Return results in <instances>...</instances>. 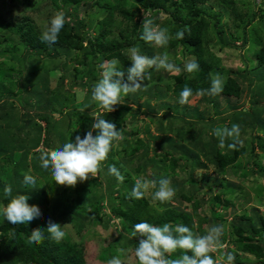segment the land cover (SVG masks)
I'll list each match as a JSON object with an SVG mask.
<instances>
[{"label": "rangeland", "instance_id": "obj_1", "mask_svg": "<svg viewBox=\"0 0 264 264\" xmlns=\"http://www.w3.org/2000/svg\"><path fill=\"white\" fill-rule=\"evenodd\" d=\"M95 1L86 0L77 10H69L68 17L83 31H87V28L90 27L89 25L82 26L80 23L82 18L86 17L88 22L90 20L94 22L103 16V9L96 5ZM234 1L236 3L234 11L223 0H204V4H206L208 14L220 16L219 24L224 29V35L233 43L232 45H222L220 42H216L219 38L215 30L212 31L209 38L212 44L217 43L215 47H212V51H216L219 57L216 66V69L221 70L219 75L223 79L227 74L230 75L240 87L237 97H227L221 93L210 95L207 93L208 89H204L205 95L197 96L195 93L189 98V103L181 105L178 103L179 98L174 96L172 89L168 88L175 82V75L163 69L157 71L153 68L152 78L148 79L146 78L148 75H145L141 90L122 96L121 100L128 101L131 106V110L123 120V140L118 144L114 142L108 158L101 164V171L97 177L82 183L78 182L75 187H68L65 193H62L64 186L56 185L54 181H51V170L45 171L40 167L39 156L41 153L39 151L55 150L52 146L41 143L39 147L25 151V148L17 149L20 143L13 141L14 139L12 142H9V139L3 140L2 147H0V205H6L9 202H5L7 198L3 194V189L6 185H10L13 196L27 195L29 205H36L45 211L44 215L39 219H34V222H41L46 227L49 220L59 223L66 232L65 239L83 241L86 245V256L92 264H107V261L112 257L120 258L122 264H133L132 254L128 253L126 247L134 238L123 227L120 218L111 210V206L120 204V200H122L120 192L131 190L124 186L128 184L126 178H130L134 183L141 177L157 181V187L149 188L144 196L150 203L157 206L161 203L153 202L152 194L158 190L159 180L169 179L171 187L175 190V195L163 205L177 206L186 211H191L192 204L196 200L200 202V209L204 210L207 207L210 192L214 195L220 191V188L214 185L218 183L233 184L239 186L241 190L233 192L229 196L228 202L218 203L215 207L217 215L213 216L210 213L209 218L203 224L205 233L210 226H224V234L221 237L224 247L211 254L216 264H225L226 253L234 247L235 235L231 228L232 222L246 221V218H241V215L255 217L253 212L255 208L258 209L259 214L264 216V172L260 170L261 167H264V78H262L264 64L261 67L250 68L245 66L240 57L241 53L243 55V53L251 51V46L255 47L256 44L264 42V15L259 17L260 7L264 8V0H254V3L251 0ZM9 4H12L9 0L4 1V4L0 2V19H5L10 12ZM42 4H40L39 11L29 10L27 12L36 23V27L41 30L44 29L51 15L42 11L46 2ZM252 7L256 9L257 16L253 24L247 27L248 41L241 48L243 40L240 29L246 22L248 10L250 11ZM20 11L19 7L15 13L18 14ZM143 14L156 21L155 24L159 27L166 28L165 24L168 18L166 13L152 14L150 10L141 8L134 13L133 21L139 18L143 19ZM239 14L241 16L238 17ZM204 16L209 20V29H214L213 24L216 19L213 15L210 17L206 13ZM236 24H239V27H236ZM169 35L172 38L170 33ZM15 42H17V35L5 36L4 31L0 32V59L7 63L1 67L2 70L0 69V81L7 87L13 85L11 94H4L0 97V129L20 125L22 127L18 131L21 135H26V138L30 137L27 132L28 129L31 130L32 123L27 125L26 118L33 117L34 121H40L44 126L45 120L37 115L49 113L53 108L61 113L69 112L72 108L77 111L85 109L83 112L87 114L88 121L83 122L84 128L77 125L67 127L69 132L77 128L85 133L91 130L96 112H100L102 118L106 120L112 116L111 112L110 115H107L109 113H104L91 100L93 86L101 78L102 70L99 65L106 60L99 62L98 66L96 65L93 71L95 79L90 82L86 79L83 81L77 79L75 86L71 83L70 78V70L79 59L76 56L80 54L75 51L65 53L64 51L56 52L51 48L42 49L39 59L30 58L34 59L33 67L38 78L37 84L28 90L27 94L15 96L19 89L18 81L24 71L23 61L26 56L24 49L14 51L10 49ZM150 47L152 55L141 54L153 57L167 53L170 62L181 68L180 73L186 71L184 69L187 62L195 59L194 55L186 53L182 47L174 49L170 43L163 48L153 45ZM126 54L128 55V51ZM62 78L63 81H61ZM45 83L51 91L59 89V101L55 99L50 105L47 97L44 96L46 94L44 91L42 97H34V95L31 97L30 101H34L33 107L24 106L20 101L21 96L23 98L29 93L32 94L33 89L42 90ZM38 99L40 100L38 101ZM86 105L87 108H85ZM255 110L258 112L257 117L254 116ZM67 115L64 117L66 118ZM56 116H60L58 112ZM5 120L9 121L8 124ZM233 124L240 126L239 139L243 143L237 148H244V153H238V157L227 164L224 174H217L218 172L212 164L214 159L211 156V144L216 141L219 152H226L229 148L227 146L218 147V138L212 135V131L215 128L228 127L230 129ZM63 126L62 123L59 125V127ZM258 126H262V128ZM136 137L148 144L147 155L142 154L143 148L140 147L133 154L123 156L122 151L129 145L128 141ZM258 138L262 139V147L258 144ZM231 142V140L227 141L226 145ZM169 144L174 148H169ZM182 146L186 150L195 151L206 167L192 170L187 157L182 155ZM252 146H254V152L251 154ZM165 156H167L164 159L166 164L170 163L172 157L176 159L173 167H168L167 177L164 176V172L152 165L153 161ZM110 157L118 163L116 168L124 176L123 182L109 174V166H113L115 163L108 162ZM25 174H31L37 178L36 188H32L31 185L23 187L21 180ZM50 183L52 187H49ZM209 187H212L211 191L208 190ZM113 189L115 192L111 193ZM222 193L221 197L225 200ZM185 197H189V199ZM8 198L10 199V197ZM97 199H102V202H100V209L94 211L90 204ZM3 221H5L4 217L0 216V222ZM254 223L257 225L258 220L255 219ZM195 234H199V232L196 231ZM121 249L124 251L121 252ZM241 255L244 258L239 264H261L256 262L252 255L244 253Z\"/></svg>", "mask_w": 264, "mask_h": 264}, {"label": "trees", "instance_id": "obj_2", "mask_svg": "<svg viewBox=\"0 0 264 264\" xmlns=\"http://www.w3.org/2000/svg\"><path fill=\"white\" fill-rule=\"evenodd\" d=\"M4 1L6 0H0L2 4H4ZM9 1L12 3L9 4L10 12L6 15L5 19H0V32L3 33L4 31L5 36L17 35V42H15L10 49L12 51L24 49V55H26L23 61L24 71L21 79L18 81L19 89L15 96H19L23 93L27 94V91L37 84L38 78L35 74V68L33 67V60L39 59L38 57L41 50L45 48L54 49L56 52L64 51L65 53H70V51H75L80 53L79 56H76V58L79 59L76 60L70 70L71 83L75 86L77 85L75 82L77 79H80L81 81L86 79L88 82L95 79L93 71L96 68V65L103 60L109 61L116 58L119 60V67L122 70L129 67L130 60L126 51L133 46H138L143 54L147 53L152 55L150 44H147L140 39L143 31L141 26L143 19L139 18L138 20L133 21L134 13L138 12L141 8L150 10L152 14L166 13L168 18L165 25H167L166 28L172 36L169 43L174 49L180 46L186 53L194 55V60L199 64V69L194 73L190 74L185 71L184 73L182 72L174 76L175 82L173 85H169L168 88L172 89L174 96L177 98H179V94L185 85L192 89L193 94L200 89H209L213 75L220 74L221 70L216 69L219 57L216 51H212V47H215L217 43L212 44L209 39L213 30L218 33L219 40L216 42H220L222 45L233 44L232 41L224 35V29H222V26L219 24L220 16L218 14H212L216 21L213 24L214 29H209V20L205 18L204 14L207 13V16L210 17L212 15L208 14L204 0H96V5H99L103 9V16L97 18L94 22L91 20L88 22L86 17L82 18L80 21L82 26L89 25L90 27L87 28V31L78 28L72 19L68 17L69 10H77L81 3L86 0ZM223 1L228 3L233 11L235 10L236 3L234 0ZM45 2L46 5L42 11L51 14L49 20L57 12H63L65 16L64 27L61 29L55 44H48L41 41L40 37L43 30L36 27V23L29 16L30 14L27 13L29 10L39 11L41 9L40 4H44ZM251 2L254 3V0H251ZM19 7L21 8V11L16 14L15 10ZM260 9L261 12L259 17H262L264 15V8L260 7ZM239 16L241 15L239 14L238 17ZM256 16L257 11L254 7H252L250 11L248 10L246 22L240 29L242 33L241 39L243 40V45L240 46L241 48H243L248 41L249 31L247 27L253 24ZM154 23H156V21H154ZM236 27H239V24H236ZM180 30L185 32V36L182 40L175 38V33ZM236 38L239 37L237 36ZM251 48V51L247 50L248 52L243 53V55H241V53L240 57L247 67H261L264 64V42L259 45L256 44L255 47L251 46ZM33 57L36 58L30 59ZM18 61L20 60L18 59ZM6 64L5 61L0 59V69ZM152 71L153 69H150V71L146 73L148 75L146 78H152ZM262 78H264V76H262ZM224 80V90L221 94L227 97H237L240 93V87L236 80L228 74ZM61 81H63V78ZM10 86L11 87H7L2 81H0V97L4 94H11L13 85ZM33 90L34 92L32 94L29 93L30 96L27 95L23 98L21 96L20 101L24 106L33 107L34 101H30L31 97L33 95L34 97H42L44 91L46 92L44 96L45 98L47 97V101L50 105L53 104L55 99L56 101H59L58 97L60 99L59 89L51 91L47 88L46 83L42 87L43 91L40 89ZM39 100L40 99H38V101ZM130 110V103L121 100V103L115 106V110L111 112L112 116L108 117V121L115 124L117 130L122 132L124 127V117ZM57 112L60 115L59 117L56 116ZM255 113L254 116L257 117L258 112L256 110ZM66 114L68 115L65 118L64 115ZM107 115H110V113ZM37 116L42 120H45V125H41L40 121H34L33 117L26 118L27 120L25 123H28L27 125L32 123L31 130L28 129L27 132V135L30 134V137L26 138V135H21L18 131L22 127L20 125L0 129V147H2L1 142H3V140L5 141L9 139V142H12L14 139L13 141L20 143L17 149L25 148V151L32 148L35 149L39 147L41 143L47 146H52L54 149H59L62 148L66 142L74 140L77 135H85V132L80 129L83 127V122L88 121L87 114L83 111H77L72 108L69 112L61 113L53 108L51 112L43 115L38 114ZM8 122L9 121H6V124H8ZM61 123L64 125L63 127H59ZM76 125L81 127L72 129L69 132V128L67 127ZM258 127L262 128V126ZM95 134L96 133L94 132V135ZM261 141L262 139L258 138L259 146H261ZM128 144L129 145L124 147L122 151L123 156L133 154L140 147L143 148L142 154L144 156L147 155L149 146L144 143L142 139L137 137L133 138L128 141ZM169 145V148H174L171 144ZM44 151L45 150H41L39 152L42 153ZM210 151L212 159H214L212 163L214 169L217 170V174L222 175L225 173V167L227 164L233 162L238 157V153H244V148L240 147L237 149H229L226 152H219L217 149V143L214 141V143L211 144ZM181 152L182 155L187 157L188 164H190L192 170L195 168L206 167V165L200 161L199 156L195 151L186 150L184 146H182ZM250 152L251 154L254 152V146L251 147ZM254 155L256 156L257 153ZM166 158L167 156L158 158L153 161L152 164L154 167L164 172L165 177L168 176V167H173L176 163V159L172 157L170 163L166 164L164 161ZM108 162H115L113 166L118 167V163L114 161L112 157L109 158ZM260 170L264 172V167H261ZM126 180L128 184L124 186L132 190L134 181L130 180V178H126ZM51 181H53V179H51ZM21 184L23 187L26 186V184L23 183V180H21ZM214 186H218L220 191L214 195L210 192V198L208 199L207 207L204 210L200 209V202L198 200L193 202L191 211H186L173 205H154L145 197L140 200L129 199L128 197L131 190H126L123 193L120 192L122 200H120V204L114 207L111 206V210L120 218L123 227L130 234L132 233V228L135 224L148 222L154 226H162L165 223H169L173 228L177 224H183L189 227L194 233L198 231L199 235H203L205 234L203 224L207 218H209L210 213L213 216L217 215L215 211L216 205L220 202H228L227 200H229V196H231L233 192L241 190L239 186L237 187L233 184L222 185L218 183ZM49 187H52L51 183L49 184ZM67 189L68 187L64 186L62 193H65ZM211 189L212 187L208 188L209 191H211ZM114 192L115 189H113L111 193ZM221 192H223L222 195L225 197V200L222 199ZM185 198L189 199V197ZM8 201L9 198L5 200V202ZM100 202H102V199H97L90 204L91 207L94 208V211L100 209ZM39 210L41 216L44 215L45 211L43 209ZM253 212L255 217H252H254V219L249 215H241V218H246V221H236L231 224L232 232L235 236L233 240L234 247L233 249H230L229 252H232L235 256L234 263L239 264L244 258L241 253H244L252 255L256 262L264 264V216L259 214V211L256 208L253 209ZM255 219L258 220L257 225L254 223ZM46 228L47 227L43 223L34 221H31L27 226L21 224L12 225L6 220L0 222V264H92L88 261L86 256V245L83 241L64 238L63 241L57 244L48 238ZM35 229L45 230L44 239L39 244L29 242V237ZM138 240L139 238L134 237L129 243V246L126 247L128 248V253L132 254L131 260L133 264H136L134 251L138 246ZM182 254L183 252L178 250L168 258H179ZM188 254L190 255L191 253ZM210 255L212 254L210 253Z\"/></svg>", "mask_w": 264, "mask_h": 264}, {"label": "clouds", "instance_id": "obj_3", "mask_svg": "<svg viewBox=\"0 0 264 264\" xmlns=\"http://www.w3.org/2000/svg\"><path fill=\"white\" fill-rule=\"evenodd\" d=\"M142 35L140 39L154 47L163 48L168 45L171 39L167 28L159 27L148 15L143 14ZM65 24L63 12H57L44 26L41 32V41L48 44H55L58 35ZM185 36L183 30L175 33V38L182 40ZM130 66L122 70L119 67V60L113 58L99 65L101 78L94 84L91 100L103 110L110 113L115 110V106L121 103L122 96L136 93L143 87L145 74L149 69L155 68L157 71L163 69L168 73L178 75L181 68L170 62L167 53L148 57L141 54L138 46L128 49ZM199 69V64L191 60L185 64L188 73H194ZM191 78V77H190ZM225 80L217 74L211 78L210 88L207 93L219 95L223 92ZM193 95L190 87L185 85L179 94L178 103L185 105L189 103V98ZM197 96L205 95V90L196 92ZM88 106L86 105L85 108ZM85 109H81L84 111ZM91 130L87 131L83 138L79 135L74 140L66 142L62 148L44 151L39 156L40 167L48 171L56 185L75 187L78 182H84L96 178L101 171V164L108 158L114 142L117 144L123 140V134L117 130L112 122L101 118L100 112L94 115ZM93 132L96 134L93 135ZM241 129L238 124H233L231 128H215L212 135L218 138V147L236 149L242 145L239 139ZM231 140V143L226 142ZM108 172L116 179L123 182L124 176L115 166H109ZM37 178L31 174L23 176V183L35 188ZM159 187L152 194L153 202L161 204L170 201L175 190L171 187L170 180L165 178L158 182ZM157 181L148 180L143 177L136 179L129 194V199L140 200L144 198L149 188H156ZM6 198L10 197L6 205H0V216L12 225L27 226L34 219L41 217V212L36 205L27 203V195L18 194L13 196L12 187L6 185L3 189ZM46 232L48 238L59 244L64 240L66 232L59 223L49 220ZM45 230L35 229L29 237V242L39 244L44 239ZM224 234L223 225L210 226L203 235L195 234L189 227L177 224L174 228L169 223L162 226H154L148 222H140L133 226L132 237L139 238L138 246L135 248L134 257L136 264H216L210 253H215L224 247L221 237ZM183 252L179 258L171 259L173 253ZM121 252L124 250L121 249ZM188 253H191L190 255ZM235 256L232 252L226 253L225 264H234ZM107 264H122L118 257H112Z\"/></svg>", "mask_w": 264, "mask_h": 264}]
</instances>
